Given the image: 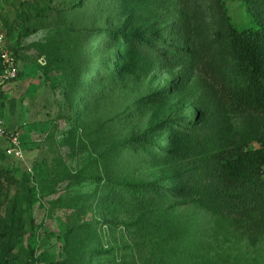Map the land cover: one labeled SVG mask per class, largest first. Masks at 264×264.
<instances>
[{"label":"rangeland","instance_id":"1","mask_svg":"<svg viewBox=\"0 0 264 264\" xmlns=\"http://www.w3.org/2000/svg\"><path fill=\"white\" fill-rule=\"evenodd\" d=\"M224 1L238 28L256 24L242 0ZM158 22L141 0H0V33L20 49L21 69L4 88L0 119L25 148L22 162L0 154L16 179L0 176V227H18L0 264H264L256 217L117 191L139 182L186 186L199 148L250 119L229 111L194 132L173 126L195 116V91L161 93L172 72L105 33ZM141 132L172 152L128 142ZM108 193L112 201L102 202Z\"/></svg>","mask_w":264,"mask_h":264},{"label":"trees","instance_id":"2","mask_svg":"<svg viewBox=\"0 0 264 264\" xmlns=\"http://www.w3.org/2000/svg\"><path fill=\"white\" fill-rule=\"evenodd\" d=\"M141 1L151 4L157 26L132 31L123 27L105 33L134 57L172 72L173 78L161 93L195 91L191 104L195 116L176 120L173 126L183 134L194 132L201 123L221 120L229 111L242 112L250 119L243 128H225L212 138L211 146L199 148L191 160L186 186L174 189L139 182L120 184L117 191L140 201L155 194L183 198V204L219 214L256 217L252 227L258 230L264 225V0H242L256 23L245 28L233 23L224 0ZM7 46L16 55L20 51L8 42ZM127 140L145 144L153 151L172 152L163 147V140L156 144L150 141L146 132L135 133ZM165 141L170 142L169 136ZM0 154L10 157L1 147ZM0 176L16 183L1 165ZM100 199L112 201L113 196L108 193ZM17 235V226L0 227L4 260Z\"/></svg>","mask_w":264,"mask_h":264},{"label":"built area","instance_id":"3","mask_svg":"<svg viewBox=\"0 0 264 264\" xmlns=\"http://www.w3.org/2000/svg\"><path fill=\"white\" fill-rule=\"evenodd\" d=\"M20 72V63L15 52L7 46V36L0 33V94L4 88L14 82ZM0 147L7 155L17 162L25 160V148L21 133L10 129L5 121L0 119Z\"/></svg>","mask_w":264,"mask_h":264}]
</instances>
